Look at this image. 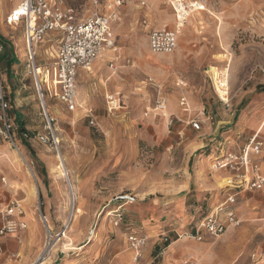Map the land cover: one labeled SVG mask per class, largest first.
Wrapping results in <instances>:
<instances>
[{"label": "rangeland", "instance_id": "obj_1", "mask_svg": "<svg viewBox=\"0 0 264 264\" xmlns=\"http://www.w3.org/2000/svg\"><path fill=\"white\" fill-rule=\"evenodd\" d=\"M16 1L0 0V35L9 42L8 47L0 43V59L10 48L19 58L18 64L0 66V91L18 147L0 133V189L23 206V198L41 206L50 219L52 238L44 227L36 264L66 259L110 264L128 253L134 260L131 232L148 240L136 264H144L149 248L152 264H264V191L236 190L241 226L203 242L184 236L234 193L212 159L223 150L237 152L260 129L264 134V116L251 135L237 129L240 111L253 104L264 107V0H188L196 10L178 34L176 50L159 55L151 53L149 35L175 29L176 0H52L74 10L78 22L121 2L120 21L113 27L120 56L115 69L106 57L92 72L81 73L74 111L45 93V109L55 119L54 142L27 56L26 24L6 22V7ZM61 36L57 31L45 36L36 48V67L55 62ZM160 91L170 101L167 120L154 111ZM247 92L250 99L238 104ZM112 93L121 95L122 103L110 112L106 95ZM182 97L190 103L188 113L178 107ZM208 116L215 126L204 124L195 132L189 125ZM224 122L232 127L230 135L210 142ZM192 143L198 144L191 148ZM58 155L64 158L67 181ZM198 170L203 174L198 176ZM196 174L211 179L214 189L202 191ZM73 184L78 188L74 200L69 195ZM119 214L124 216L120 223Z\"/></svg>", "mask_w": 264, "mask_h": 264}, {"label": "built area", "instance_id": "obj_2", "mask_svg": "<svg viewBox=\"0 0 264 264\" xmlns=\"http://www.w3.org/2000/svg\"><path fill=\"white\" fill-rule=\"evenodd\" d=\"M188 0H176L173 4L176 14V27L174 30L167 28L158 29L150 33V51L152 54H171L178 45L179 31L186 24L191 12L196 10L194 4L187 3ZM117 3L109 4L104 12H95L84 19L83 22L76 20L75 12L72 9L64 10L61 5L52 0H22L20 6L7 18L10 26L20 23L26 24L25 40L29 49L30 67L35 75L37 92L43 104L44 117L49 130V136L55 141V130L52 126L55 123L49 112L45 109V93L54 94L68 108L73 110L77 106V76L79 70H89L95 62L102 58L105 50H113L116 47L113 27L120 21L119 6ZM61 32V40L58 45L56 59L51 65L45 66L44 76L36 71V57L34 46L43 42L45 36L51 32ZM115 63L111 68L115 69ZM107 108L110 112L119 110L121 100L119 95L108 94L106 97ZM188 102L185 97L180 101V106L186 107ZM168 98L160 91L154 105V111L157 115L165 117V111L168 109ZM0 133L10 140L12 145L18 149L15 142L14 126L7 114L9 104L4 94L0 91ZM93 110L89 109L88 115H92ZM173 121H170V125ZM204 124L213 123V118L208 116L205 120H191L189 125L197 132L201 131ZM258 131L251 140L242 147L241 152L221 151L213 160V169L215 171L228 170L234 174L233 178L228 179V186L239 185L241 192L261 191L264 189V177L260 174V166L254 157H260L264 161V136H260ZM59 150L58 143L55 142ZM252 177H250V175ZM240 192V191H239ZM237 194L228 195L227 199L217 205L199 222V225L193 233L185 234L187 238H192L197 242H203L207 238L216 239L224 235L229 228L242 225V219L236 213L228 212L225 221L221 219L223 213L229 206L237 202ZM24 209L13 204L5 212L4 222L0 227V237L7 235H17L20 231L27 229V223L22 219ZM119 216V223L123 221L124 216ZM40 218L44 227L51 236L50 219L41 214ZM117 222V224H118ZM128 242L135 253V261L138 262L143 257L142 250L146 247L147 238L135 232L129 233ZM1 251V248H0ZM163 254V253H162ZM185 264H197L195 261H188Z\"/></svg>", "mask_w": 264, "mask_h": 264}, {"label": "crops", "instance_id": "obj_3", "mask_svg": "<svg viewBox=\"0 0 264 264\" xmlns=\"http://www.w3.org/2000/svg\"><path fill=\"white\" fill-rule=\"evenodd\" d=\"M19 6L20 5L18 4V0H17L15 2L14 6H9V7L7 6L6 7V14H8L6 17V21H7V18ZM149 39H150V37H149ZM43 42H45V40ZM43 42H41V43H43ZM115 42H116V38H115ZM39 44L40 43H37L34 46L35 54H36V48ZM26 49H27V56L29 57V49H28L27 42H26ZM56 53H57V50H56ZM13 56H14V53H13ZM54 57L56 59V56H54ZM106 57H107L110 69H112L111 64L115 63V66H116V62L118 61V59L120 57V56L118 57L117 42H116L115 49L105 50V52L102 54V58H100L97 62H95L93 64V66H95L99 61L104 60ZM14 58H15V56H14ZM15 59L16 60H15L14 64H18L19 58L16 57ZM29 61H30V59H29ZM35 65H36V61H35ZM93 66L88 71L87 70H79L78 76H77V84H78V79H79L81 73L82 72H86V73L92 72ZM44 67L41 66L42 69ZM178 85L182 86L183 82H180ZM249 93L250 92H247L244 95H242L241 100L239 101L238 104L243 103L244 98H246V100L250 99V97L249 98L246 97V96H248ZM107 95H106V97H107ZM119 97L121 100V95ZM182 98H180V100L178 102L179 103L178 107L180 108V110L182 112L188 113L191 110V109H189L190 103H189V101H187L188 105L186 107L180 106V101ZM169 102L170 101L168 99V105H169ZM171 108H172V112L176 111L177 107H175V101L174 100L171 101ZM168 111H170L169 108L167 109V112ZM237 113H238V110H236L235 113H233V114L237 115ZM249 113H251L250 117H249ZM168 115L170 116V113ZM263 116H264V107H258V106L255 107V104H253V106L250 105V108H247V110L245 112L240 111L238 118H237V124L240 127L237 129H239L240 132H248V135H251V133H253L258 128ZM229 125L230 124L227 122V123H225V125H223L222 127L219 128V130H222L221 136L219 135L220 131L216 130L215 131L216 133L213 136L214 138L212 140H210V142H215V140H217L219 142L220 139L226 138V136L230 135V133L228 131L231 130L232 127H230ZM226 132H227V134H226ZM261 133H262V130L260 129L259 135L264 136V134H261ZM233 134H234V132H233ZM232 135H231V137H232ZM197 144L198 143H192L190 147L193 148ZM241 149L242 148H240L237 152L238 153L241 152ZM253 159H255L257 161V163L259 164L260 174L264 177V161H263V159L261 158V156L260 157H254L253 156ZM200 164H201L200 165V169H201V167H203L204 165L202 163H200ZM219 173L222 174V175L219 174V177L223 178L224 180H226V179L228 180V179L234 177V174L228 170H221ZM201 174H203V172L199 171L198 176H200ZM252 175L253 174H251L250 177H252ZM198 176L196 174V178L200 179V180H198V182L201 183V187L203 186V189H201L202 191H208V190L214 189L213 188L214 182L211 179H208L206 176H204V177H198ZM230 190L234 193H230L228 195H234V194H237L236 190L241 192V187L239 185H234L233 187L230 188ZM6 191L7 190L5 187L0 189V214L4 211L5 208L7 210L13 204H17L24 209V216L22 217V219L27 223L28 227H27V229L20 231V233L17 235H7V236L0 237V248H1L0 264H36L37 261L39 260V256L41 255V253L43 251V250L41 251V249H42L44 239H45V236L43 234L44 224L42 222V219L40 218V215L45 214L47 216V214L45 211H43L41 206H40V208L38 207V209H37V208H35V204L33 207V205H31L29 202H27L25 198H23V200H20V201L24 202V204H25L24 205L25 208H24V206L19 201H17L15 198H13L14 196H12L11 198H10V196H8L9 198H7L6 197V194H7ZM261 191H264V189ZM41 193L43 194V191ZM242 193H245V192H241V194ZM2 196H4V197H2ZM238 200H239V198H237V202H238ZM237 202L235 203V205L229 206L223 213H221V219L223 221L226 220L228 212L236 213V215L238 217H240L239 214L237 213V209H236ZM5 212L3 214L2 219H4V217H5L4 216ZM3 222H4V220H3ZM2 223L0 224V227L2 226ZM164 247L167 249L170 246L166 245ZM147 251L148 252H147L146 257L144 259V264H152L153 261H151V259H150L151 255H152V248H149V250H147ZM67 260L68 259L61 260L57 264H86V263L81 262L79 260H75V261H69V260L67 261ZM134 261L135 260L132 259L130 253L118 254L115 258H113V260L111 261L110 264H136V262L134 263ZM141 264H143V263H141Z\"/></svg>", "mask_w": 264, "mask_h": 264}, {"label": "bare ground", "instance_id": "obj_4", "mask_svg": "<svg viewBox=\"0 0 264 264\" xmlns=\"http://www.w3.org/2000/svg\"><path fill=\"white\" fill-rule=\"evenodd\" d=\"M184 27H185V25H184ZM181 31H182V28L180 29V31H179V33H181ZM42 68L41 67H37L36 68V71H37V73H41L42 72V70H41ZM216 83H217V81H216ZM225 101H227L226 99H225ZM165 117H163L164 119H168L169 118V111L167 112V110L165 111ZM20 159L23 161V162H25V158L24 157H20ZM58 161H59V163L61 164V166H62V168H63V177H64V179L67 181V177H66V173L64 172V171H67V167H66V164H65V161H64V158H63V156L62 155H58ZM65 173V174H64ZM62 177V176H61ZM70 188V198L72 199V200H74L77 196H78V188H77V186L75 185V184H73L72 185V187H69ZM32 189V188H31ZM34 189V188H33ZM37 192H35V190H34V192H33V194L35 195ZM72 204H73V202H72ZM68 248V247H67Z\"/></svg>", "mask_w": 264, "mask_h": 264}, {"label": "trees", "instance_id": "obj_5", "mask_svg": "<svg viewBox=\"0 0 264 264\" xmlns=\"http://www.w3.org/2000/svg\"><path fill=\"white\" fill-rule=\"evenodd\" d=\"M0 43L5 44L7 47L9 45V42L7 40H5V38H3V36H1V35H0ZM10 49H9L8 55L7 56L5 55V57H3L2 59H0V66H1V64L3 62H6L7 66H12L15 63V60L16 59L13 56V48H10ZM10 55H11V59L8 58ZM21 129L24 130V127L22 126Z\"/></svg>", "mask_w": 264, "mask_h": 264}]
</instances>
